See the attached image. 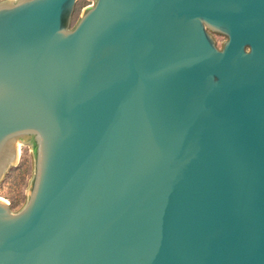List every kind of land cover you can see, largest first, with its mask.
I'll return each instance as SVG.
<instances>
[{
  "label": "water",
  "instance_id": "95a60500",
  "mask_svg": "<svg viewBox=\"0 0 264 264\" xmlns=\"http://www.w3.org/2000/svg\"><path fill=\"white\" fill-rule=\"evenodd\" d=\"M77 1L0 0V264H264V0Z\"/></svg>",
  "mask_w": 264,
  "mask_h": 264
},
{
  "label": "rangeland",
  "instance_id": "374dc122",
  "mask_svg": "<svg viewBox=\"0 0 264 264\" xmlns=\"http://www.w3.org/2000/svg\"><path fill=\"white\" fill-rule=\"evenodd\" d=\"M93 3V0H78L72 15V21H75L81 10ZM216 44L220 46L224 36L212 33ZM18 157L14 165L5 172L0 180V198L6 200L12 210L21 207L25 200L26 187L32 173V156L29 144H18Z\"/></svg>",
  "mask_w": 264,
  "mask_h": 264
},
{
  "label": "bare ground",
  "instance_id": "6f19581e",
  "mask_svg": "<svg viewBox=\"0 0 264 264\" xmlns=\"http://www.w3.org/2000/svg\"><path fill=\"white\" fill-rule=\"evenodd\" d=\"M19 144V143H18ZM19 146V145H18Z\"/></svg>",
  "mask_w": 264,
  "mask_h": 264
}]
</instances>
